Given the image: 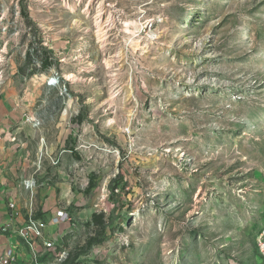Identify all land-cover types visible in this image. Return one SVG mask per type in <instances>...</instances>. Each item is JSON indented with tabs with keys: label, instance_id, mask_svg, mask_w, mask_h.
<instances>
[{
	"label": "rangeland",
	"instance_id": "rangeland-1",
	"mask_svg": "<svg viewBox=\"0 0 264 264\" xmlns=\"http://www.w3.org/2000/svg\"><path fill=\"white\" fill-rule=\"evenodd\" d=\"M29 179L70 264H264V0H0V194Z\"/></svg>",
	"mask_w": 264,
	"mask_h": 264
},
{
	"label": "built area",
	"instance_id": "built-area-1",
	"mask_svg": "<svg viewBox=\"0 0 264 264\" xmlns=\"http://www.w3.org/2000/svg\"><path fill=\"white\" fill-rule=\"evenodd\" d=\"M51 61H60L61 57H51ZM45 63V62H44ZM40 64L45 69V64ZM48 68L47 70H49ZM47 78V86L51 89L62 91L70 97V80L65 76L62 69H50ZM35 179L25 181L26 190H30L32 195L35 193ZM11 211L7 223L0 225V236L7 237L6 244H0V264H70L72 261V246L60 244L48 233L49 224L57 227L62 224L70 223L72 216L68 210H57L50 222L39 217L35 213L33 203L27 206V217L23 223H19L22 211L18 202L12 198L9 202ZM52 235V234H51ZM258 251L264 258V230L261 231L256 239Z\"/></svg>",
	"mask_w": 264,
	"mask_h": 264
},
{
	"label": "crops",
	"instance_id": "crops-1",
	"mask_svg": "<svg viewBox=\"0 0 264 264\" xmlns=\"http://www.w3.org/2000/svg\"><path fill=\"white\" fill-rule=\"evenodd\" d=\"M56 56H59L58 53L56 54ZM45 86H46V88L49 91H57L56 89H51L50 87H48L47 84ZM66 117H67V115H66ZM66 117H65V119H66ZM28 118L29 117H25L26 120H28ZM67 140L68 139L66 138L65 141L67 142ZM60 160L62 162V159H59L58 161H60ZM7 180L5 181V183L8 182ZM24 185H25V182H24V184H22V188H21V186H18V188L9 187L8 188V193H6V194L5 193H1L0 194V225H2L4 223H7L9 218H10V215H11L9 204L7 203V198H8V202H10V200H12V198L15 199L18 202V206H19L21 211H22L23 207H27L28 206L26 204V202L22 201L21 194H20V191L26 188V186H24ZM51 207L52 206H50L51 210L46 207V208H43L42 211L43 212L47 211L48 213H49V211H51L53 213V215H54L56 212H54L55 210L52 211ZM26 217H27V212H26V214H24L23 211H22V217H21L19 223H23L25 221ZM6 243H7V237L0 236V244H6Z\"/></svg>",
	"mask_w": 264,
	"mask_h": 264
},
{
	"label": "trees",
	"instance_id": "trees-1",
	"mask_svg": "<svg viewBox=\"0 0 264 264\" xmlns=\"http://www.w3.org/2000/svg\"><path fill=\"white\" fill-rule=\"evenodd\" d=\"M24 14L27 16V13L24 11ZM46 64V68H49L52 66V63L50 62V58L47 60V62L45 63ZM82 121H84L86 119V115H83L82 114ZM97 187V178L95 176H93L91 178V181H90V186L88 188L89 192L93 191L95 188ZM103 215H98V214H95L94 218L96 220L97 223H103Z\"/></svg>",
	"mask_w": 264,
	"mask_h": 264
},
{
	"label": "bare ground",
	"instance_id": "bare-ground-1",
	"mask_svg": "<svg viewBox=\"0 0 264 264\" xmlns=\"http://www.w3.org/2000/svg\"><path fill=\"white\" fill-rule=\"evenodd\" d=\"M103 7V6H102ZM74 11H76L77 9H76V7L73 9ZM101 10H103L102 8H101ZM104 11V10H103ZM102 11V12H103ZM101 15V14H100ZM99 15V16H100ZM98 18V17H97ZM100 19H102V17L100 18ZM111 20V19H110ZM112 22V21H111ZM97 25L99 26V37H100V39L104 42V41H106L107 40V32H108V28L107 27H104L103 26V21H101V20H97ZM109 25V24H108Z\"/></svg>",
	"mask_w": 264,
	"mask_h": 264
}]
</instances>
